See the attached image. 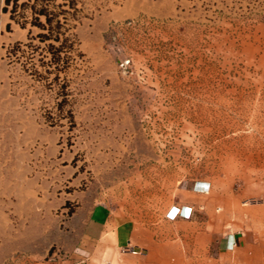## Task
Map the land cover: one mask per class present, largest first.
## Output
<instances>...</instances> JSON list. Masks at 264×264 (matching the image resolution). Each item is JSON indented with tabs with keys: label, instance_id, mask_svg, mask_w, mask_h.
Masks as SVG:
<instances>
[{
	"label": "rangeland",
	"instance_id": "374dc122",
	"mask_svg": "<svg viewBox=\"0 0 264 264\" xmlns=\"http://www.w3.org/2000/svg\"><path fill=\"white\" fill-rule=\"evenodd\" d=\"M3 6L0 264L55 251L81 203L164 230L192 187L220 241L264 238V0H75L60 51Z\"/></svg>",
	"mask_w": 264,
	"mask_h": 264
},
{
	"label": "crops",
	"instance_id": "0c3cea01",
	"mask_svg": "<svg viewBox=\"0 0 264 264\" xmlns=\"http://www.w3.org/2000/svg\"><path fill=\"white\" fill-rule=\"evenodd\" d=\"M196 188H206L197 183ZM185 190L188 199L169 209V217L160 226L144 227L120 211L106 204L81 203L65 222L57 249L35 264H191L193 254L202 253L207 260L223 264L225 256L232 253V264H264V238H248L243 232L233 230L227 240H221L223 228L213 204H197ZM264 220V195L256 204ZM189 218L171 215L187 214ZM171 224L184 228L171 234ZM200 227L199 238L192 234V227ZM221 234V235H220ZM226 243L233 244L225 249ZM220 245V246H219ZM130 248V249H127ZM131 249L135 252H132ZM178 262V263H177Z\"/></svg>",
	"mask_w": 264,
	"mask_h": 264
},
{
	"label": "trees",
	"instance_id": "16d2710c",
	"mask_svg": "<svg viewBox=\"0 0 264 264\" xmlns=\"http://www.w3.org/2000/svg\"><path fill=\"white\" fill-rule=\"evenodd\" d=\"M4 0V6L2 10L9 13V19L15 21L24 28L27 23L31 26H36L42 31L37 33L40 41L50 40L59 42V46L56 51H60L63 48L69 47L68 38L64 35L62 30L63 23L67 19V14L70 13V9L75 10V0ZM67 6L69 8H64ZM30 14V18H27V13ZM10 23H7L9 27ZM31 30H28V34ZM21 42H17L16 46H19ZM31 45V43H28ZM49 47L53 48L54 44L49 43ZM61 57L59 54H54L52 62L59 63Z\"/></svg>",
	"mask_w": 264,
	"mask_h": 264
},
{
	"label": "built area",
	"instance_id": "2783aa9c",
	"mask_svg": "<svg viewBox=\"0 0 264 264\" xmlns=\"http://www.w3.org/2000/svg\"><path fill=\"white\" fill-rule=\"evenodd\" d=\"M207 188H208V187H207ZM207 188H206L205 190L201 191V192H206V191H207ZM190 215H191V212H190V211H189L186 215H184V214H182V213H180L179 215H177V213H176V214H174V215H171V218L173 219V218H175L176 216H180V217H184V218H189ZM169 216H170V214L168 213L167 217H169ZM233 244H234V243H232V245H228V244L226 243V245H225V249H232V248H233ZM127 249H130V248H127ZM131 251H132V252H135V251H133L132 249H131Z\"/></svg>",
	"mask_w": 264,
	"mask_h": 264
},
{
	"label": "bare ground",
	"instance_id": "6f19581e",
	"mask_svg": "<svg viewBox=\"0 0 264 264\" xmlns=\"http://www.w3.org/2000/svg\"><path fill=\"white\" fill-rule=\"evenodd\" d=\"M188 212H189V211H188ZM188 212H187V213H188ZM180 213H181V212H180ZM180 213H177V215H179ZM182 214H183V213H182ZM184 215H186V214H184Z\"/></svg>",
	"mask_w": 264,
	"mask_h": 264
}]
</instances>
